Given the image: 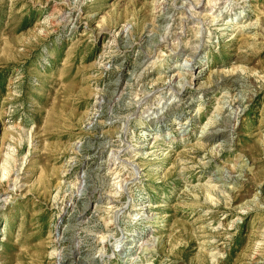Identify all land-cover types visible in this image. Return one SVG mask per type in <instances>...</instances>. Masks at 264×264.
<instances>
[{
    "label": "rangeland",
    "instance_id": "1",
    "mask_svg": "<svg viewBox=\"0 0 264 264\" xmlns=\"http://www.w3.org/2000/svg\"><path fill=\"white\" fill-rule=\"evenodd\" d=\"M0 264H264V0H0Z\"/></svg>",
    "mask_w": 264,
    "mask_h": 264
},
{
    "label": "bare ground",
    "instance_id": "2",
    "mask_svg": "<svg viewBox=\"0 0 264 264\" xmlns=\"http://www.w3.org/2000/svg\"><path fill=\"white\" fill-rule=\"evenodd\" d=\"M225 1V0H224ZM157 2V1H156ZM185 2V1H184ZM218 2H220V1H218ZM222 2V1H221ZM227 2V1H226ZM158 3H160L159 1L156 3V7H158L159 5H158ZM191 3H192V1H191ZM208 4V3H207ZM210 4V3H209ZM212 4V3H211ZM215 4V3H214ZM226 4V3H225ZM222 8V7H221ZM225 8V7H224ZM162 9H164V8H162V5H161V8L160 9H158V10H156V12H163V10ZM219 9H220V7H219ZM218 10V9H217ZM223 10V9H222ZM165 11V10H164ZM198 12V11H197ZM216 12V11H215ZM193 13H191V15H192ZM222 14V13H221ZM210 16H212V15H210ZM213 18H215L214 16H213ZM201 25V24H200ZM201 27H203V26H201ZM123 30V29H122ZM178 36V35H177ZM189 61H191V60H189ZM61 260V259H60ZM59 260V261H60Z\"/></svg>",
    "mask_w": 264,
    "mask_h": 264
}]
</instances>
